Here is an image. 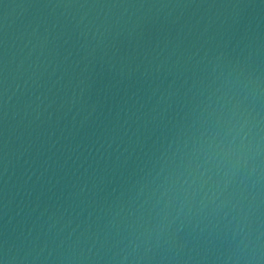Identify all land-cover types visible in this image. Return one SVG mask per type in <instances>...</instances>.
<instances>
[{"label": "water", "instance_id": "1", "mask_svg": "<svg viewBox=\"0 0 264 264\" xmlns=\"http://www.w3.org/2000/svg\"><path fill=\"white\" fill-rule=\"evenodd\" d=\"M0 264H264V0H0Z\"/></svg>", "mask_w": 264, "mask_h": 264}]
</instances>
